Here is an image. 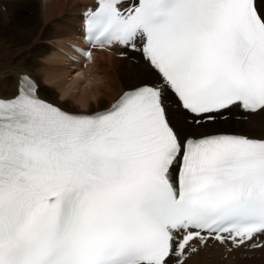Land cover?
<instances>
[{
	"label": "snow or ice",
	"instance_id": "1",
	"mask_svg": "<svg viewBox=\"0 0 264 264\" xmlns=\"http://www.w3.org/2000/svg\"><path fill=\"white\" fill-rule=\"evenodd\" d=\"M84 15L87 42L142 54L157 79L93 113L27 75L0 97V264H184L193 240L264 234V138L214 127L264 110V0H96Z\"/></svg>",
	"mask_w": 264,
	"mask_h": 264
},
{
	"label": "bare ground",
	"instance_id": "2",
	"mask_svg": "<svg viewBox=\"0 0 264 264\" xmlns=\"http://www.w3.org/2000/svg\"><path fill=\"white\" fill-rule=\"evenodd\" d=\"M70 1L71 11L75 18H71L69 22L67 19L65 22L67 26L64 31H52L47 27L50 18H54L53 16L56 17L57 14H63L66 11L60 0H47L45 4L43 2L44 5L39 8V10H42V13L36 12L33 16L21 22L18 21V27L13 26L14 30H10L9 24L17 21L16 17L13 18L14 16H11V18L9 16L3 22H0L1 96L9 97L13 95L17 91L20 73L25 72L34 77L39 83L41 96L57 102L65 108L68 107L67 109L72 108V111H93L106 107L107 103L124 88L142 83L144 75L154 70L140 57V54L119 47L114 49L105 47L101 49L98 46H94V57L83 68L79 63L68 60L58 47H65V40L81 38L80 11L91 0ZM20 3H22L24 10H32L33 4L30 0H22ZM17 6V3H15L11 5L10 9H12L13 15L21 16L17 11ZM35 6L37 7V5ZM12 13L10 12V14ZM32 13L33 11L30 12V14ZM119 49L123 50L121 52H126L123 58L118 57L121 56ZM42 60H46L47 63H43ZM99 66L105 69H116V77L118 78L116 83L110 84L102 80L101 76L96 74ZM71 73L72 75H69V79L64 78L65 74ZM73 87L76 88L75 91L72 90ZM233 110L236 111L235 113H238L237 107H233L231 111ZM263 116L264 110H258L250 114L247 121L243 118L236 119L234 117L232 119L230 117L223 122L216 121L214 127L217 130L222 128L231 129L234 124H237L238 126L247 127L255 131L245 132L244 130H238V132L264 138ZM200 131H203V129ZM262 246L264 248V244ZM241 249L252 248L241 246L230 250L226 243L209 240L199 250L188 256L184 264H229L231 260L235 259L233 257L236 252ZM240 262L238 261L239 264L244 261ZM260 264H262V260Z\"/></svg>",
	"mask_w": 264,
	"mask_h": 264
},
{
	"label": "rangeland",
	"instance_id": "3",
	"mask_svg": "<svg viewBox=\"0 0 264 264\" xmlns=\"http://www.w3.org/2000/svg\"><path fill=\"white\" fill-rule=\"evenodd\" d=\"M31 2H32V4H33V6L31 7L32 8V10L31 11H33V13L32 14H30V12L29 11H26V9L24 10L23 8L24 7H22L23 5H22V3H20V2H22V0H9V1H6V0H2V1H0L1 3L3 2V3H6L7 4V6H8V9L6 10H4L3 9V11H0V22H3V20H5V19H7V17H13V18H15L16 17V20L17 21H15V22H12L11 24H9V27H10V30H14V25L16 26V27H18V21L19 22H21L22 20H25L26 18H28V17H31V16H33L36 12L37 13H42V10H39V8L42 6V5H44L46 2H47V0H30ZM33 2H35V3H33ZM38 4H37V3ZM43 2H44V4H43ZM60 2L63 4V6H64V8H66L65 10L66 11H64L65 13H59V14H57V16L55 17V16H53L54 18H50V21H49V23H48V25H47V27H49L50 28V30H52V31H64L65 29H66V26L67 25H65V22L67 21V19H68V22H69V20L71 19V18H75L74 17V14H72L73 12L71 11V1L70 0H60ZM13 5V4H15V3H17V11L19 12V14H21V16L20 15H13V13L12 14H10V12H11V10L9 9L10 7H11V5ZM69 3H70V5H69ZM35 5H37V7L35 6ZM22 7V8H21ZM69 7V8H68ZM38 8V9H37ZM23 9V10H22ZM10 11V12H9ZM68 12V13H67ZM5 14V15H4ZM67 14V15H66ZM66 15V16H65ZM11 17V18H12ZM10 18V19H11ZM52 23V24H51ZM53 25H56V26H53ZM60 29H59V28ZM54 29V30H53ZM58 29V30H57ZM119 51L121 52V51H123L122 49H119ZM122 53V52H121ZM119 58H123L124 57V55H121V56H118ZM43 61V63H47V61L46 60H42ZM109 72H108V71ZM105 71V72H104ZM112 71V72H111ZM105 73V74H104ZM112 73V74H111ZM86 74H88V73H86ZM96 74H99V76H101V78H102V80H104L106 83H110V84H113L114 82L116 83V81H117V77H116V69H105L104 67H101V66H99V70L97 69V73ZM104 74V75H103ZM69 75H72V73L71 74H65V77L64 78H70V76ZM103 75V76H102ZM146 75V76H145ZM144 75V77H143V82H148L147 80H155V78L157 77V73L155 72V70H153V71H150V72H148V73H146ZM105 76V77H104ZM114 77H116L115 79H113ZM106 78V79H105ZM75 89L76 88H72V90L73 91H75ZM59 96H60V94H59ZM109 101V100H108ZM107 101V102H108ZM108 104V103H107ZM66 106V105H65ZM67 107V106H66ZM68 108V107H67ZM69 109H71L72 110V108H69ZM236 111L235 110H233L232 111V114H230V116L229 117H227V118H225V119H229L230 117L233 119L234 118V113H235ZM264 117V116H263ZM225 119H220V118H218L217 119V121H221V122H223V121H225ZM245 121H247V119H245ZM241 123H243V122H241ZM240 124V123H239ZM224 130H232V131H238V130H244L245 132H255L254 130H250V129H248L247 127H243V126H238L237 124H234L232 127H231V129H229V128H225ZM241 247V246H240ZM256 250V251H255ZM260 250V251H259ZM245 253H244V252ZM247 251V252H246ZM258 251V252H257ZM263 252V253H262ZM259 254V255H258ZM248 256V257H247ZM255 256V257H254ZM239 257V258H238ZM263 259H262V258ZM233 258H235L233 261L231 260V262L229 263V264H232V262H235V263H233V264H239L238 263V261L240 262H243L244 264H260L261 263V260H262V264H264V248H263V246H261V247H258V248H252V249H241L240 251H238V252H236V254L234 255V257ZM238 258V259H237ZM237 259V260H236ZM244 259V260H243ZM240 262V263H241ZM243 263H241V264H243Z\"/></svg>",
	"mask_w": 264,
	"mask_h": 264
}]
</instances>
